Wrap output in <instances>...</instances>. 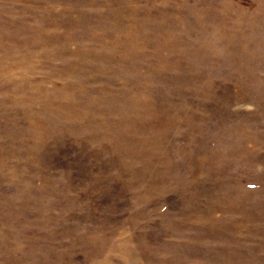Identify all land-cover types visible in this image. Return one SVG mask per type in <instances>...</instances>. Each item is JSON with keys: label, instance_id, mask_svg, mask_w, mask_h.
Returning <instances> with one entry per match:
<instances>
[{"label": "rangeland", "instance_id": "374dc122", "mask_svg": "<svg viewBox=\"0 0 264 264\" xmlns=\"http://www.w3.org/2000/svg\"><path fill=\"white\" fill-rule=\"evenodd\" d=\"M0 264H264V0H0Z\"/></svg>", "mask_w": 264, "mask_h": 264}]
</instances>
